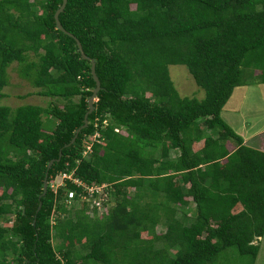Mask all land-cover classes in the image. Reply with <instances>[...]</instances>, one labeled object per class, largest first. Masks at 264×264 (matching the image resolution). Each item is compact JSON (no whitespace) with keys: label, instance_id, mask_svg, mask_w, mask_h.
I'll list each match as a JSON object with an SVG mask.
<instances>
[{"label":"trees","instance_id":"trees-1","mask_svg":"<svg viewBox=\"0 0 264 264\" xmlns=\"http://www.w3.org/2000/svg\"><path fill=\"white\" fill-rule=\"evenodd\" d=\"M61 4L0 0V100L15 63L49 99L0 105V264H214L230 248L256 264L264 151L222 112L264 85V0H67L59 21L101 84L72 144L96 83ZM171 65L204 99L180 95ZM61 174L104 185L110 209L72 180L52 188Z\"/></svg>","mask_w":264,"mask_h":264},{"label":"rangeland","instance_id":"rangeland-1","mask_svg":"<svg viewBox=\"0 0 264 264\" xmlns=\"http://www.w3.org/2000/svg\"><path fill=\"white\" fill-rule=\"evenodd\" d=\"M16 63L8 69L9 84L3 89L6 97L0 100V105L17 108L23 105H39L45 107L49 101L48 98L36 94V88L31 84L19 78L15 71ZM172 81L183 97H195L204 99V91L195 83L193 77L189 73L186 66L171 65L169 66ZM34 92L33 95L23 98L28 93ZM96 101V99H95ZM222 116L225 121L233 127V129L245 139V142L255 148L264 149V85L255 84L241 88H236L231 99L225 106ZM96 136V135H95ZM203 143H199L198 147L202 148ZM230 147V146H229ZM105 199H107L105 197ZM104 199V200H105ZM192 205V204H191ZM103 203L100 207L101 215L110 207ZM102 212V213H101ZM102 216V215H101ZM2 224V223H1ZM2 225H9L3 223ZM162 228H158V232H162ZM145 236V235H144ZM260 251L256 264H264V236L260 238ZM55 244H58L55 242ZM214 264H245V259L238 253L235 248H230L221 253L218 260Z\"/></svg>","mask_w":264,"mask_h":264},{"label":"water","instance_id":"water-1","mask_svg":"<svg viewBox=\"0 0 264 264\" xmlns=\"http://www.w3.org/2000/svg\"><path fill=\"white\" fill-rule=\"evenodd\" d=\"M66 4H67V0H62V4H61V6L58 8V10L56 11V13H55V15H54V19H55V22H56V26H57V28L61 31V32H63L64 34H66V35H68V36H70L71 38H73L75 41H76V44H77V47H78V51H79V53L81 54V56H82V58L84 59V60H87V61H89L90 63H91V73H92V75H93V79H94V81H95V83H96V87H95V89H94V91H93V94H92V96L89 98V100H88V106H89V110H88V112L86 113V115H85V117H84V125L83 126H81L78 130H77V132H76V134H75V136H74V138L72 139V141H71V144L75 141V139H76V137H77V135H78V133L83 129V128H85L86 126H87V124H88V115L94 110V105H93V103L95 102V99H96V97H97V94L99 93V91H100V89H101V84H100V80H99V78H98V76H97V74H96V69H95V61L93 60V59H90L89 57H87L86 56V54H85V52H84V50H83V47H82V44L80 43V41L76 38V37H74L71 33H69V32H67L64 28H63V26L61 25V23H60V21H59V15L64 11V9H65V7H66ZM61 156H62V151H60V153H59V158L57 159V161H60V158H61ZM55 162V160H52L49 164H48V166H47V172H46V174H45V178H44V187H43V195L46 193V191H47V187H48V173H49V169L51 168V166L53 165V163ZM41 202H40V204H39V206H38V210L41 208ZM37 210V211H38Z\"/></svg>","mask_w":264,"mask_h":264},{"label":"built area","instance_id":"built-area-1","mask_svg":"<svg viewBox=\"0 0 264 264\" xmlns=\"http://www.w3.org/2000/svg\"><path fill=\"white\" fill-rule=\"evenodd\" d=\"M97 136V135H96ZM65 180H72L75 183L79 185H83L79 180H76L72 178L71 174H61V176L57 179L56 183L52 185V188H56L58 185L64 184ZM86 189V195L88 197H83V199L90 200L93 202L96 206H98V209L101 207V202L104 201L106 194H105V186L104 185H95V186H88L83 185ZM93 194H96V197H93ZM73 197V193H69V198Z\"/></svg>","mask_w":264,"mask_h":264},{"label":"crops","instance_id":"crops-1","mask_svg":"<svg viewBox=\"0 0 264 264\" xmlns=\"http://www.w3.org/2000/svg\"><path fill=\"white\" fill-rule=\"evenodd\" d=\"M262 140H263V142H264V138H263ZM258 149L264 151V149L261 148V147H258ZM259 241H260V239H259Z\"/></svg>","mask_w":264,"mask_h":264}]
</instances>
